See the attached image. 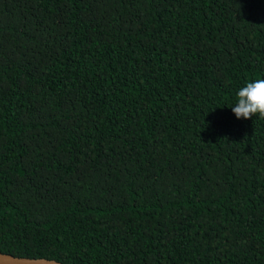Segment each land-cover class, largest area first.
Listing matches in <instances>:
<instances>
[{
  "label": "trees",
  "instance_id": "obj_1",
  "mask_svg": "<svg viewBox=\"0 0 264 264\" xmlns=\"http://www.w3.org/2000/svg\"><path fill=\"white\" fill-rule=\"evenodd\" d=\"M264 0H0V252L264 264Z\"/></svg>",
  "mask_w": 264,
  "mask_h": 264
},
{
  "label": "clouds",
  "instance_id": "obj_2",
  "mask_svg": "<svg viewBox=\"0 0 264 264\" xmlns=\"http://www.w3.org/2000/svg\"><path fill=\"white\" fill-rule=\"evenodd\" d=\"M230 108L238 120H252L254 116L264 119V78L241 87L236 103Z\"/></svg>",
  "mask_w": 264,
  "mask_h": 264
},
{
  "label": "water",
  "instance_id": "obj_3",
  "mask_svg": "<svg viewBox=\"0 0 264 264\" xmlns=\"http://www.w3.org/2000/svg\"><path fill=\"white\" fill-rule=\"evenodd\" d=\"M0 264H62L59 261L48 258L18 257L0 252Z\"/></svg>",
  "mask_w": 264,
  "mask_h": 264
}]
</instances>
